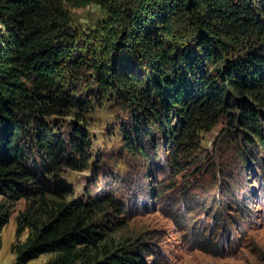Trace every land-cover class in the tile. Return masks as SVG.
I'll return each mask as SVG.
<instances>
[{
	"label": "trees",
	"instance_id": "16d2710c",
	"mask_svg": "<svg viewBox=\"0 0 264 264\" xmlns=\"http://www.w3.org/2000/svg\"><path fill=\"white\" fill-rule=\"evenodd\" d=\"M141 1L115 13L98 54L82 49L51 0H0V230L20 200L16 235L29 230L14 264L43 254L54 255L46 264L143 262L142 243L103 244L97 219L119 210L114 200L70 197L62 178L96 168L91 104L110 97L126 113L120 132L134 156H148L143 141L157 130L177 162L221 119L264 149V0ZM58 118L71 120L67 129Z\"/></svg>",
	"mask_w": 264,
	"mask_h": 264
},
{
	"label": "rangeland",
	"instance_id": "374dc122",
	"mask_svg": "<svg viewBox=\"0 0 264 264\" xmlns=\"http://www.w3.org/2000/svg\"><path fill=\"white\" fill-rule=\"evenodd\" d=\"M51 1L67 14L82 49L98 54L103 53L108 30L118 25L115 13L138 9L135 2H142ZM85 115L96 168L64 169L62 178L73 188L70 197L106 195L114 200L119 210L106 206V217L97 219L106 224V247L142 243L140 264H264V149L256 141L245 144L227 132L221 119L209 131L199 132L173 162L174 149L157 130L151 143L143 141L147 157L125 151L120 128L127 115L110 97L91 104ZM55 122L65 130L71 120ZM25 206L24 200L13 204L0 230V264L15 263L13 246L29 233L25 229L16 235V217ZM53 257L43 254L27 264H46Z\"/></svg>",
	"mask_w": 264,
	"mask_h": 264
}]
</instances>
